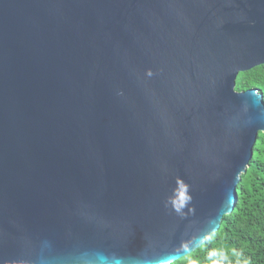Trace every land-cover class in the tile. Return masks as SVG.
I'll use <instances>...</instances> for the list:
<instances>
[{
	"label": "water",
	"instance_id": "1",
	"mask_svg": "<svg viewBox=\"0 0 264 264\" xmlns=\"http://www.w3.org/2000/svg\"><path fill=\"white\" fill-rule=\"evenodd\" d=\"M264 0H0V264H172L264 132Z\"/></svg>",
	"mask_w": 264,
	"mask_h": 264
},
{
	"label": "trees",
	"instance_id": "2",
	"mask_svg": "<svg viewBox=\"0 0 264 264\" xmlns=\"http://www.w3.org/2000/svg\"><path fill=\"white\" fill-rule=\"evenodd\" d=\"M256 88L264 100V64L241 73L235 90ZM237 201L220 228L200 247L172 264H264V132L253 145Z\"/></svg>",
	"mask_w": 264,
	"mask_h": 264
},
{
	"label": "rangeland",
	"instance_id": "3",
	"mask_svg": "<svg viewBox=\"0 0 264 264\" xmlns=\"http://www.w3.org/2000/svg\"><path fill=\"white\" fill-rule=\"evenodd\" d=\"M237 192V191H236ZM237 196H238V192H237Z\"/></svg>",
	"mask_w": 264,
	"mask_h": 264
}]
</instances>
